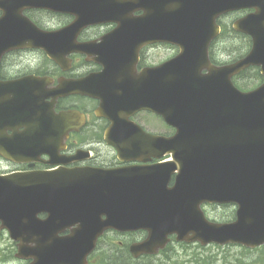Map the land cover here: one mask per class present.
<instances>
[{"label":"water","instance_id":"obj_1","mask_svg":"<svg viewBox=\"0 0 264 264\" xmlns=\"http://www.w3.org/2000/svg\"><path fill=\"white\" fill-rule=\"evenodd\" d=\"M31 7L76 18L61 29L44 31L23 13ZM241 8L255 9L234 24L252 36L253 46L232 64L213 65L207 47L218 31L216 18ZM0 9V54L35 46L57 60L56 50L66 38L70 51L81 29L106 21L118 22L114 45L108 37L97 46L77 45L80 51L100 54L106 69L122 64L129 70L148 42L171 41L181 48L173 59L123 82L121 96L108 95L105 83H96L91 92L101 98L103 109L106 103L111 111H122L117 119L140 109L161 114L176 128L173 136L151 135L133 123L137 137L131 141L142 146L138 150L157 149L156 156L171 154L172 160L113 170L0 175V230L9 229L19 241L18 256L34 257L33 264H85L108 228L148 230L144 241L132 245L136 256L157 253L174 233L178 240L202 244L264 243V82L250 91L233 82L251 65L260 66L264 75V0H0ZM139 9H144L140 19L133 15ZM28 101L16 96V120L47 126L58 121L64 133L67 113L55 115L37 98L32 105ZM204 202H236V220L208 219ZM43 211L49 214L45 220L38 217ZM76 222L80 225L71 234L57 235L65 224Z\"/></svg>","mask_w":264,"mask_h":264},{"label":"flooded vegetation","instance_id":"obj_2","mask_svg":"<svg viewBox=\"0 0 264 264\" xmlns=\"http://www.w3.org/2000/svg\"><path fill=\"white\" fill-rule=\"evenodd\" d=\"M143 12V10H139L136 14L142 17ZM245 13L247 12L238 13V17ZM68 17L72 21L73 16L69 15ZM34 20L42 25L37 18ZM217 22L219 23V17ZM63 25L65 24H62L61 27ZM116 26L115 22H106L82 29L77 35L78 48L80 43L95 42V44H98L102 42L104 37L112 35ZM45 27L48 26L45 25ZM109 38H111V44L116 43L117 37L110 36ZM161 49L169 53L162 60L156 54ZM209 49L212 63L219 64V35L211 41ZM57 52L61 59L60 62L51 59L44 50L39 48L11 49L0 56V174L38 172L60 167L111 169L157 163L159 158L148 151L140 150L134 153L133 151H121L120 153L115 144L109 143L106 139V131L112 127L114 119H117L121 112L119 110L111 111L108 107L107 115L99 116L97 110L101 104V98L92 95V93L96 92V83H106L108 84V95H121L123 81L132 80L144 69L156 67L174 57L177 52L176 45L166 41H153L144 44L138 51L137 61L129 70L122 64L113 67L110 65L106 69L105 63L100 61L101 55L98 53L88 54L82 51H68L63 55L64 49L62 47ZM30 75L41 78L47 77L48 81L44 82L40 78L39 80L30 78L29 81L27 80L18 86L15 84V80L24 79ZM116 85H119V87ZM57 90L60 91L59 95H56ZM64 92L65 94H63ZM17 95L27 96L29 104L37 98L38 105L46 106V104H50L51 108L57 113L78 110L84 114L85 121L77 130H71L69 135L58 133L48 136L43 134V130L49 127L47 125H20V123L17 125L14 118ZM130 119L141 124L148 132L159 133L154 129L160 120V116L156 113L142 110L134 113L130 116ZM66 122L70 125L80 124L78 115L71 116ZM146 123L151 124L152 127ZM173 132L174 128L172 132L169 130L162 133L171 134ZM109 138L120 146L117 137L109 136ZM125 138H127V135H125ZM121 145L125 146L123 142H121ZM154 152L156 150L152 151V153ZM120 155L125 158L130 155L148 159L146 161L140 159L126 160L122 159ZM174 178L175 175L171 179V184L174 182ZM47 215L42 213L41 217L45 218ZM77 225L78 223L70 224L62 234L68 233L71 228ZM108 234L122 237H114L113 242L116 238V242L119 243L122 249L124 247L126 252H121L116 247L112 249L109 244L110 239L104 236L97 245V255L99 258L114 260L129 258L131 253L127 251V244L130 246L132 242L143 240L147 236V232L141 230L124 233L109 231ZM2 236H8L12 242L8 249L14 257L5 256L2 260L4 264L34 263L35 259L32 257L17 258V242L11 239L6 230L0 232V237ZM144 256L158 258L162 254H144ZM247 259L249 260L247 264H264V245L252 249V254L248 253Z\"/></svg>","mask_w":264,"mask_h":264},{"label":"rangeland","instance_id":"obj_3","mask_svg":"<svg viewBox=\"0 0 264 264\" xmlns=\"http://www.w3.org/2000/svg\"><path fill=\"white\" fill-rule=\"evenodd\" d=\"M34 15L38 16V18L45 25L52 27L58 25L63 19V17H51L46 12H35ZM233 18L234 15L231 14L225 18V22L231 25ZM247 49L248 47L246 44V40L242 37H238L234 32L228 30L219 40V60H232L240 52L246 51ZM156 54L157 57L162 60L163 58L168 56L169 53L166 50L161 49ZM238 80L242 81V78H239ZM259 82L260 80H255L253 83H250V87L254 88ZM146 124L151 126V124L149 123ZM154 129L158 132L169 131L167 126L165 127L164 124L160 121L155 125ZM204 208L206 209L207 216L211 219H215L217 221L222 219L224 221L232 219V215L230 214L234 210L233 206L226 207L207 204L206 206H204ZM11 244L12 242L9 240L8 236L0 237V264H4V261L2 260L5 258V256H9L10 253H8V248H10ZM111 248L113 247L111 246ZM172 250L174 252V259L172 260V262L158 257L157 259L153 260V264H190L194 263V261L198 260L199 258L201 260L215 258L217 259L218 264H222L223 262L225 264H235L236 260H241L243 264H247V262L249 261L248 259L244 258V256H242L241 249L232 246L224 247L219 245H207V247H203L200 249L199 247L193 245L190 247H182L177 245L175 249L173 247ZM94 261L98 262L99 260L97 257H95Z\"/></svg>","mask_w":264,"mask_h":264},{"label":"trees","instance_id":"obj_4","mask_svg":"<svg viewBox=\"0 0 264 264\" xmlns=\"http://www.w3.org/2000/svg\"><path fill=\"white\" fill-rule=\"evenodd\" d=\"M247 43V42H246ZM243 52H240L238 55L241 56ZM246 73V72H245ZM245 73H243L242 75H244ZM254 76L252 75H249V76H243L242 77V81H239L238 78L235 79V83L237 85H239L240 88L242 89H250L252 87H250V83H253L255 80H257L258 78L261 77L260 75V72L259 70L255 69V72L253 74ZM259 80V79H258ZM183 245H186L185 243ZM184 247H187V246H184ZM200 249L203 248V246L199 245L198 246ZM243 249H246V248H243ZM247 250V249H246ZM196 259V258H195ZM194 259V260H195ZM241 259V258H240ZM133 262L131 259H127V262L126 263H131ZM193 262V261H192ZM113 264H122V262H114ZM190 264H218L217 262V259L215 258H208V259H205V260H201L200 258L198 260H195L194 263H190ZM225 264V263H224ZM235 264H243V262L241 260H236V263Z\"/></svg>","mask_w":264,"mask_h":264},{"label":"bare ground","instance_id":"obj_5","mask_svg":"<svg viewBox=\"0 0 264 264\" xmlns=\"http://www.w3.org/2000/svg\"><path fill=\"white\" fill-rule=\"evenodd\" d=\"M112 158V157H111Z\"/></svg>","mask_w":264,"mask_h":264}]
</instances>
